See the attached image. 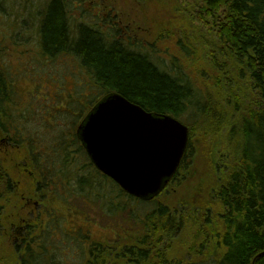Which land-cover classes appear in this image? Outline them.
<instances>
[{"label": "trees", "instance_id": "obj_1", "mask_svg": "<svg viewBox=\"0 0 264 264\" xmlns=\"http://www.w3.org/2000/svg\"><path fill=\"white\" fill-rule=\"evenodd\" d=\"M202 3L201 17L219 16L215 24L219 26L220 39L238 59L243 68L241 74L248 75L252 89L258 91L257 97L261 100L257 106L248 108L247 114L237 115L236 120L230 110L228 132L232 140L241 138V150L230 180L215 190L226 209L224 232L215 228V218L208 211L200 215L203 213L200 210H205L202 206L177 209L158 198L143 200L127 193L112 178L97 170L77 131L69 136L61 127L60 119L64 113L72 112L67 106L81 101L85 93L77 123L98 99L111 92L124 95L149 112L169 113L178 118L186 112L212 116L206 111L215 108H219L217 113L220 114L219 110L227 109L220 102L225 93L217 102L213 101L215 107L208 105V97L204 94L200 97L201 93L181 79L178 72L161 70L147 55L121 41H107L104 32L91 29L83 22L75 30L70 22L71 3L67 0H41L43 8L38 13L42 22L38 32L42 55L47 57V62L55 60L57 63L64 55H76L77 65L87 81L75 83L79 92L71 91L66 84L57 82V76L44 71L35 77L34 90L28 95L17 89L15 78L0 62V131L10 134L15 144L26 141L31 144L35 165L42 171L39 190H43L45 184L55 188L62 184L68 188L66 197L86 206L75 202L79 209L75 212L72 207L68 211L50 212L41 234L33 232L31 224L30 231L26 225L19 226L27 232L21 233L23 237L19 242L23 247H16L17 251L23 249L16 260L18 264H66V260L74 258L82 264H99L95 251L110 254L107 250L122 253L119 257L131 264H264V0H202ZM214 66L217 67L214 76L220 80L224 65L217 60ZM239 104L237 99L235 111H239ZM186 123L192 133L191 124ZM31 124L34 126L29 128ZM218 124L219 131L222 118ZM76 143L87 157V164L81 163L82 166L70 164L71 148ZM189 152L188 144L176 178L181 169L188 168ZM49 156L54 161L48 163ZM86 166L90 167L89 171ZM13 182L9 171L0 168V199L1 187L12 193ZM129 200H137L142 210L129 204ZM86 207L97 214V209H102L105 217L114 216L122 221V225L118 221L120 228L114 230L110 238L113 246H108L109 239L102 241L89 234L84 236L82 231L91 232V221L97 224L94 214L91 216L90 210H84ZM3 208L0 205L1 218ZM70 225L78 228L77 231L71 230ZM189 229H197L192 260L187 259L188 251L180 258L185 241L178 247L177 237L189 235ZM91 237L94 240H90ZM172 241L176 247L170 245Z\"/></svg>", "mask_w": 264, "mask_h": 264}, {"label": "rangeland", "instance_id": "obj_2", "mask_svg": "<svg viewBox=\"0 0 264 264\" xmlns=\"http://www.w3.org/2000/svg\"><path fill=\"white\" fill-rule=\"evenodd\" d=\"M67 1L71 3L70 22L75 30L77 25L83 22L104 31L105 34L102 36L107 41L116 37L125 40V44L147 55L161 70L166 68L178 72L181 79L190 82L193 88L201 93L200 97L203 94L208 97V105L215 107L213 101L217 102L223 92L225 93L224 99L221 98L220 102L227 109L223 112L219 110L220 114L217 113L219 108H215L214 111H206L211 112L212 116L191 115L186 112L180 117L183 122H189L192 126L189 141L190 158L187 161L189 165L188 168L181 169L180 175L157 197L172 208L189 209L196 205L202 206L205 210L199 209L200 212L203 211L200 215L207 214L205 211H208L215 218L213 222L215 228L224 232L223 215L226 209L218 200L215 190L230 180V175L238 165L241 150V138L236 137L232 140L228 132L230 110H233L232 114H235L236 120L237 115L247 114L248 108L257 106L261 100L257 97L258 91L252 89L253 84L248 75L241 74L243 68L238 59L220 39L219 26L215 24L219 16L209 14L201 17L202 0ZM40 2L41 0H0V62L8 68L16 80L17 89L22 93L27 92L30 95L37 81L35 77L44 71L49 75L54 74L58 83L66 84L68 90L74 91L79 87L75 86V83L85 82L87 79L73 55L62 56L58 63L55 60L47 62V57L42 55L38 32L42 22L41 14L38 12L43 8ZM107 12L113 14L111 17L115 18V24L121 29V34H115L103 27L98 14L104 15ZM217 60L224 65L220 80L214 76V71H217L214 62ZM22 93V97L26 98ZM79 96L81 95L77 97ZM85 96L86 93L82 97ZM83 98L67 106L72 112L64 113L60 119L61 127L69 136L76 134ZM237 99L240 102L239 111L234 110ZM220 118L223 129L220 127L218 131ZM33 126L34 124H31L29 128ZM11 137L10 134L0 131V168L9 171L14 181L12 193L1 187L3 196L0 205L4 206L1 210L4 215L0 217V264H18L16 260L23 252V249L16 250L18 245L23 247L18 241V236L22 232H27L25 228L19 226L26 225L30 231L31 224L33 232L41 234L50 212L68 211L70 207L74 208L72 211L75 212L76 209L79 210L75 207V202L86 206L80 201L77 202L78 200L66 197L68 188L62 184H57L56 188L45 184V188L39 190L43 179L42 171L35 165L31 144L29 141L15 144ZM71 153V165L82 166L81 163L87 160L78 143L71 148ZM47 161L50 163L54 160L49 156ZM86 169L89 171L90 167L86 166ZM137 200H129V204L140 207L141 211L142 205L137 204ZM84 210H90L91 216L94 214L97 221V224L91 221L89 229L91 232L82 231L85 233L84 236L89 234L93 238H101L102 241L109 239L108 246H113L114 241L110 238L115 234L113 231L120 228L118 221L121 225L122 221L114 216L105 217L102 209H97L98 214L91 207ZM18 219L20 220L17 222ZM69 227L73 231L78 229L72 228L71 225ZM189 230V235L177 237L180 242L178 247L185 241L180 258L188 251L187 259L192 260L191 252L197 246L195 237L197 229ZM92 237L90 240H94ZM90 240L88 241L92 242ZM170 245L176 247L174 241ZM107 251L110 254L95 251L96 262L131 264L127 259L119 257L122 253ZM70 256L73 258L72 254ZM70 263L82 264L77 258L68 262L66 260V264Z\"/></svg>", "mask_w": 264, "mask_h": 264}, {"label": "water", "instance_id": "obj_3", "mask_svg": "<svg viewBox=\"0 0 264 264\" xmlns=\"http://www.w3.org/2000/svg\"><path fill=\"white\" fill-rule=\"evenodd\" d=\"M188 129L177 117L150 113L120 93H109L77 131L99 170L131 195L151 199L176 172Z\"/></svg>", "mask_w": 264, "mask_h": 264}, {"label": "flooded vegetation", "instance_id": "obj_4", "mask_svg": "<svg viewBox=\"0 0 264 264\" xmlns=\"http://www.w3.org/2000/svg\"><path fill=\"white\" fill-rule=\"evenodd\" d=\"M111 15H113L111 12H107V14H104V15L98 14L99 19H100L103 27H106L108 30H111L115 34H121V31H120L121 29H119V27H118L117 24H115L116 23V20H115V18L111 17ZM84 24H86L87 26H89L87 23H84ZM89 27L92 28V29L95 28L97 30H100L99 28H97L95 26H93V27L89 26ZM102 32H104V31H102ZM123 35H125V34H123ZM116 40L121 41L123 44L126 43L125 40H123L121 38H117V37L114 38V39H112V40H110V41L111 42H115ZM125 45H128V44H125ZM128 46L131 48L130 45H128ZM73 57L77 61V56L76 55H73ZM20 237H23V234H21V233L19 234L18 241H20Z\"/></svg>", "mask_w": 264, "mask_h": 264}]
</instances>
